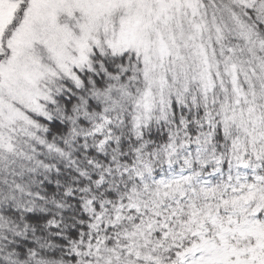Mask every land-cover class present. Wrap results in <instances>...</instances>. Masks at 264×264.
<instances>
[{
    "label": "snow or ice",
    "instance_id": "6c2138e0",
    "mask_svg": "<svg viewBox=\"0 0 264 264\" xmlns=\"http://www.w3.org/2000/svg\"><path fill=\"white\" fill-rule=\"evenodd\" d=\"M0 264H264V0H0Z\"/></svg>",
    "mask_w": 264,
    "mask_h": 264
}]
</instances>
